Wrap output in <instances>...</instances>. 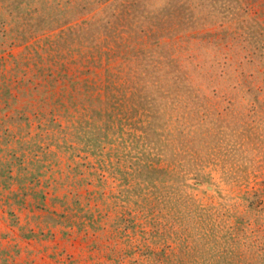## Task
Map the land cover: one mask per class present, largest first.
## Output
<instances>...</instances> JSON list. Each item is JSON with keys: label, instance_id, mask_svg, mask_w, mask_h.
<instances>
[{"label": "rangeland", "instance_id": "1", "mask_svg": "<svg viewBox=\"0 0 264 264\" xmlns=\"http://www.w3.org/2000/svg\"><path fill=\"white\" fill-rule=\"evenodd\" d=\"M0 264H264V0H0Z\"/></svg>", "mask_w": 264, "mask_h": 264}]
</instances>
